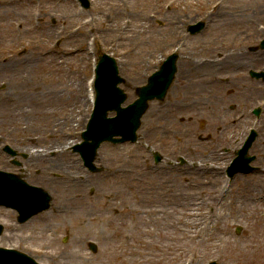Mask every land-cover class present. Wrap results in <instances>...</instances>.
Segmentation results:
<instances>
[{"label":"rangeland","instance_id":"rangeland-1","mask_svg":"<svg viewBox=\"0 0 264 264\" xmlns=\"http://www.w3.org/2000/svg\"><path fill=\"white\" fill-rule=\"evenodd\" d=\"M219 1L89 0L90 8L81 9L75 0H15L0 20V55L6 48L24 55L30 47H38L50 54L41 63L43 85L65 96L79 89L85 98L97 56L110 54L125 77L127 104L135 98L134 87L144 83L168 54L179 55L178 67L188 52H198L199 63H207L225 52V42L251 44L245 32L261 37L264 14L230 7L256 0H222L224 9L217 13ZM197 20H203L205 28L189 35L185 27ZM19 21L24 23L19 26ZM245 25L249 30L238 33ZM66 51L72 54L65 55ZM208 67L203 65L198 74H176L165 101L148 106L137 142L102 144L94 161L104 167L101 173L90 172L73 150L81 142L92 108L86 104L84 125L74 133L70 147H64L67 158L77 162L89 181L78 190L85 196L80 202L70 203L69 195L77 193H67L70 187L63 192L57 185L62 162L56 151L62 139L49 131L42 133L45 143L56 150L48 152L52 161L36 164L22 135L5 137L0 132V169L19 173L53 199L48 210L23 224L17 223L12 210L0 207L4 225L0 247L18 249L41 264H208L212 260L264 264V176L225 179L222 166L228 154L221 151L230 147L232 115L227 105L231 101L217 117L216 105L198 84ZM186 84L190 88L185 90ZM4 86L2 82L0 89ZM175 101L183 105L171 106ZM49 107L59 109L58 119L66 110L64 103ZM153 109L165 115L166 131L150 126ZM201 118L207 121L205 131L212 135L211 141L199 138ZM5 145L25 154L15 157L22 166L12 164L3 151ZM152 151L161 154L160 163H154ZM179 157L185 164L173 163ZM195 164L199 171L193 169ZM45 167L52 168L41 174ZM41 233L46 238L33 243L31 236ZM89 240L97 244L96 253L88 249Z\"/></svg>","mask_w":264,"mask_h":264},{"label":"bare ground","instance_id":"bare-ground-1","mask_svg":"<svg viewBox=\"0 0 264 264\" xmlns=\"http://www.w3.org/2000/svg\"><path fill=\"white\" fill-rule=\"evenodd\" d=\"M14 2L15 0H0V9L2 10L0 11V20L10 12L9 7ZM230 7L236 9L237 12L249 10L251 13L264 14V2L262 3L260 0L254 2L241 1ZM216 8L224 9L223 1ZM23 23L24 21H19V26ZM1 41L3 40L1 39ZM67 54H72V52L66 51L65 55ZM186 54L185 60L178 70L179 75L198 74L199 68L205 65V62L199 63L198 52ZM49 56V53L35 46L30 47L24 55L13 53L9 48H6L0 55V84L3 82L5 85L3 89H0V132L5 137L14 134L22 135V141L29 143L24 144L25 148L31 150L30 154L36 164L52 161L53 159H50L48 152L56 150L54 145L49 146L51 144L45 143V140L42 139V133L49 131L57 139H62L61 147L56 151V157H59L62 162L56 176L57 185L59 184L63 192L64 187L67 190L69 187L72 188L67 193L72 194L71 192H74L77 194L75 196L69 195L68 199L70 203H75V201L80 202L85 199L84 194L79 193L78 190L88 186L89 181L77 162H72L67 158L65 148L70 147L75 140L74 133L83 126L86 120L85 106L89 104V98L91 99L93 94L90 93L89 98L87 96L84 98L80 95L81 90L75 89L65 96L63 93L53 92L49 86L43 85L41 75L43 65L41 63L45 62ZM186 87L190 88L186 84L185 90ZM196 101L198 102V100ZM56 103H64L66 109L59 119L56 115V111L59 109L54 110V108L49 107ZM177 105L181 106L183 102L175 101L171 106L177 107ZM150 114L152 116L150 126L155 131H166L167 119L163 112L153 109ZM48 119H52V121L49 122ZM37 133L39 136L32 138ZM41 144L46 146L39 147ZM51 168L45 167L41 174H47ZM193 169L199 171V164H195ZM64 200L66 199L64 198ZM206 220L212 221V219ZM31 238L35 240L33 243H36L37 240L41 242L43 238H46V235L41 233L38 236H31ZM36 247L39 248L40 246Z\"/></svg>","mask_w":264,"mask_h":264},{"label":"water","instance_id":"water-1","mask_svg":"<svg viewBox=\"0 0 264 264\" xmlns=\"http://www.w3.org/2000/svg\"><path fill=\"white\" fill-rule=\"evenodd\" d=\"M82 2L85 6H88L86 0H82ZM201 27L202 24L192 26L190 31L195 32ZM176 58V55L169 56L160 70L148 79L147 85L137 88L138 98L135 102L122 109L120 104L126 97L121 90L116 88L122 79L117 75L115 61L107 55L99 56L97 77L95 78L96 110L89 122L88 129L82 134L83 143L77 146V150L91 170H98L93 167L92 161L101 142L107 140L112 142H121L127 139L135 140V131L140 125V117L147 108V102L156 97L158 99L164 97L176 71ZM109 109H115L117 116L107 121L105 113ZM116 135H119L120 138H114ZM155 159L158 161L159 156L156 155ZM0 182H3L0 185V204L16 208L20 214L19 221H25L32 215L49 207L51 200L49 194L39 188L28 186L17 175L0 172ZM24 199L35 204L27 208ZM2 255L22 259L26 264H35L31 259L23 254L20 255L14 250L0 249V257Z\"/></svg>","mask_w":264,"mask_h":264},{"label":"flooded vegetation","instance_id":"flooded-vegetation-1","mask_svg":"<svg viewBox=\"0 0 264 264\" xmlns=\"http://www.w3.org/2000/svg\"><path fill=\"white\" fill-rule=\"evenodd\" d=\"M264 51V50H263ZM244 61L239 63L238 69L241 70L245 68L246 70L254 69L256 71H264V54L260 57H252L246 56L243 57ZM234 70V65L231 60H225L224 62L218 63L216 62V66L214 71L216 73L222 74H231ZM247 81V80H246ZM247 92L245 97H241V102L239 103V109H241V118L238 121V138L233 140V153L239 148L241 145V140L247 134L246 131L244 132L243 127L245 124L250 123L251 117L250 113H253L252 109L249 111V106L251 101H264V79L262 80H248L247 82ZM210 91H214V87L209 88ZM215 96V95H214ZM262 117V118H261ZM259 120L262 124L261 132L264 133V105L263 107H258V117L256 121ZM241 137V138H240ZM249 154L253 155L255 158L253 160L255 171L263 173L264 172V138L258 137L251 142L249 147Z\"/></svg>","mask_w":264,"mask_h":264}]
</instances>
